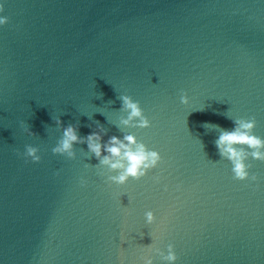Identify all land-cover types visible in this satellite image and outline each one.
I'll list each match as a JSON object with an SVG mask.
<instances>
[{
	"label": "water",
	"instance_id": "obj_1",
	"mask_svg": "<svg viewBox=\"0 0 264 264\" xmlns=\"http://www.w3.org/2000/svg\"><path fill=\"white\" fill-rule=\"evenodd\" d=\"M0 3V264H165L168 244L175 264H264V161L233 179L205 127L255 117L264 138V0ZM121 95L150 127L117 126ZM57 119L132 134L161 162L115 184L86 143L53 154Z\"/></svg>",
	"mask_w": 264,
	"mask_h": 264
},
{
	"label": "clouds",
	"instance_id": "obj_2",
	"mask_svg": "<svg viewBox=\"0 0 264 264\" xmlns=\"http://www.w3.org/2000/svg\"><path fill=\"white\" fill-rule=\"evenodd\" d=\"M3 11L4 5L0 3V12ZM8 22L7 17H0V25H6ZM118 99L122 101L120 111L127 114L126 117H120L118 127L148 128L151 126L139 101H134L129 95H121ZM180 99L181 103L185 105L189 103L186 93H182ZM233 122L235 125L233 130L221 129L215 125H205V127L220 129L218 139L214 143L220 157L232 164L233 179L256 181L257 176L255 174L250 176L249 173L252 165L246 163V161L249 158L264 161V138L254 134L257 123L255 117L238 118ZM56 124L62 128L63 135L56 146L52 148L53 154L74 159V144L86 143L88 152L99 161L97 166H103L109 172L117 173L108 176V180L115 184L123 185L129 179L140 180L149 170L155 169L161 162L162 157L159 152L149 150L144 143L139 142L132 134H125L123 139L113 135L107 141H104L103 137L107 135V130L102 125H98L97 130L92 131L86 137H81L78 135L77 126L69 124L67 127H63L60 119L56 120ZM25 131L29 135H34L30 128L25 127ZM39 151V148L27 145L25 151L18 154L22 155L25 160L30 159L33 163H38L41 160V156L38 154ZM81 183L83 185L86 182L82 180ZM145 217L148 224L155 221L152 211L146 212ZM145 247H151V244ZM155 251L165 264H175L178 259L172 244H168L166 254L160 249ZM142 259L144 264H154L151 257H143Z\"/></svg>",
	"mask_w": 264,
	"mask_h": 264
}]
</instances>
